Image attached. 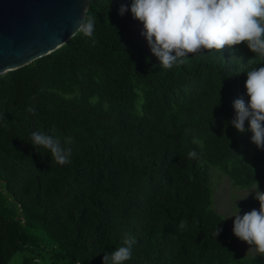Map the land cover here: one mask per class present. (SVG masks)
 <instances>
[{"label": "trees", "instance_id": "16d2710c", "mask_svg": "<svg viewBox=\"0 0 264 264\" xmlns=\"http://www.w3.org/2000/svg\"><path fill=\"white\" fill-rule=\"evenodd\" d=\"M131 3L90 0L92 37L0 77V264H102L125 233L124 264H262L213 209L209 173L264 192V150L228 123L254 54L240 44L163 68ZM34 131L71 136V163L35 148Z\"/></svg>", "mask_w": 264, "mask_h": 264}, {"label": "clouds", "instance_id": "9594fccd", "mask_svg": "<svg viewBox=\"0 0 264 264\" xmlns=\"http://www.w3.org/2000/svg\"><path fill=\"white\" fill-rule=\"evenodd\" d=\"M126 11L128 8L121 5L119 14L122 16ZM130 11L133 18L143 24L141 35L163 68L170 69L175 64L185 63L189 54L203 50L220 52L225 47L240 44L254 54L248 61L254 66L244 72L247 99L241 96L234 100L235 115L228 123L238 133L250 131L251 142L259 150H264V0H132ZM94 29L95 18L85 9L83 18L75 21L73 34L92 37ZM28 111L35 113L32 107ZM245 121L248 122L247 129ZM192 132V129H185L186 135ZM30 138L35 148L39 146L48 150L58 164L71 163V136L62 141L59 137L34 131ZM192 143L200 144L201 141L194 136ZM188 157L197 159L198 154L193 149L188 152ZM251 169L254 176L255 170ZM253 180L254 190L248 195L255 192L254 199L259 202V209L240 215V209L236 207L233 234L247 243L249 250L264 256V192L259 190V182ZM178 227L185 229L187 221H180ZM221 231L216 226L215 237ZM135 242V237L125 233L123 245L106 252L102 264H124L132 259ZM35 264H40L39 260Z\"/></svg>", "mask_w": 264, "mask_h": 264}, {"label": "water", "instance_id": "95a60500", "mask_svg": "<svg viewBox=\"0 0 264 264\" xmlns=\"http://www.w3.org/2000/svg\"><path fill=\"white\" fill-rule=\"evenodd\" d=\"M90 0H0V77L64 45Z\"/></svg>", "mask_w": 264, "mask_h": 264}, {"label": "rangeland", "instance_id": "374dc122", "mask_svg": "<svg viewBox=\"0 0 264 264\" xmlns=\"http://www.w3.org/2000/svg\"><path fill=\"white\" fill-rule=\"evenodd\" d=\"M209 173L210 182L213 190V209L224 217L229 233L237 243L241 254L257 256L262 260V264H264V256L257 254L254 250H249L250 246L247 243L241 241L233 234V221L235 219L233 215L236 214L237 208L240 209V215H243L245 212H248L254 208L257 210L259 209V207L257 206L248 205L249 202L255 200V192H252L248 195L249 191L254 190V187L250 189L241 190L232 186L230 180L217 170L210 169ZM20 260L21 254L17 253L9 261L8 264H20Z\"/></svg>", "mask_w": 264, "mask_h": 264}]
</instances>
